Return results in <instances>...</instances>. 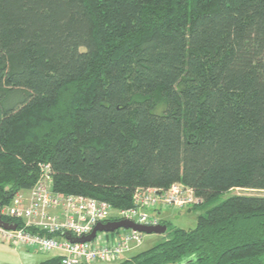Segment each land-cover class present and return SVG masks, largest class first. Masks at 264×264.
<instances>
[{"label": "trees", "instance_id": "trees-1", "mask_svg": "<svg viewBox=\"0 0 264 264\" xmlns=\"http://www.w3.org/2000/svg\"><path fill=\"white\" fill-rule=\"evenodd\" d=\"M45 166L114 210L194 189L195 226L118 264H264V194L213 204L264 190V0H0L2 206Z\"/></svg>", "mask_w": 264, "mask_h": 264}, {"label": "built area", "instance_id": "built-area-1", "mask_svg": "<svg viewBox=\"0 0 264 264\" xmlns=\"http://www.w3.org/2000/svg\"><path fill=\"white\" fill-rule=\"evenodd\" d=\"M52 179L44 174L29 190V202L24 192L16 193L4 205L1 215L16 223V229L0 226V242L29 250L56 251L63 264L113 262L143 243V232L120 228L113 232H98L93 240L73 241L66 236H89L100 223L130 220L142 225L157 226L161 217L150 213L160 207L185 209L199 202L193 188L175 182L169 188L140 187L134 195V205L114 210L112 205L92 197L64 195L52 189ZM36 230V231H33Z\"/></svg>", "mask_w": 264, "mask_h": 264}, {"label": "rangeland", "instance_id": "rangeland-1", "mask_svg": "<svg viewBox=\"0 0 264 264\" xmlns=\"http://www.w3.org/2000/svg\"><path fill=\"white\" fill-rule=\"evenodd\" d=\"M22 192L26 193L24 195L26 196L25 198L27 199V203H28L29 199H30L29 198V196H30L29 190H27V191L23 190ZM237 194H241V195H263L264 190L250 189V188H233L227 192H224L222 195H220L216 200H214L213 204H217V203L227 199L228 197H231V196L237 195ZM164 209H162V210H164V213L166 215H171L169 217L171 225L167 231V232H169L171 230V227L191 228V227L195 226L197 215H199L201 212H203L205 208L194 209L191 211H190V207H187L185 209H176L173 207H164ZM161 219L165 220L163 218H161ZM167 232L165 234H145L144 233V235H143L144 240H143L142 245L134 248L131 252H128L127 254L123 255L117 261L94 262L91 264H118L124 260L129 259L133 255H135L141 251L147 250V249L153 247L154 245L162 242L165 239V237L167 236ZM57 254L58 253L56 251L41 252V251L29 250V249L24 248V247L18 248V247L9 245L7 243L0 242V264H41L43 261L49 260L51 258H55L57 256Z\"/></svg>", "mask_w": 264, "mask_h": 264}, {"label": "water", "instance_id": "water-1", "mask_svg": "<svg viewBox=\"0 0 264 264\" xmlns=\"http://www.w3.org/2000/svg\"><path fill=\"white\" fill-rule=\"evenodd\" d=\"M2 210V203H0V226H3L7 229H16L17 224L16 223H10L5 220H3L1 215ZM125 228V229H133L140 232H143L145 234H165L167 232V225L159 224L157 226H147L142 225L130 220H119V221H111L108 223H100L98 224L92 234L86 237L82 238H75L72 237L69 233L66 234L67 237H69L73 241H89L93 240L96 237V234L98 232H113L117 229Z\"/></svg>", "mask_w": 264, "mask_h": 264}, {"label": "crops", "instance_id": "crops-1", "mask_svg": "<svg viewBox=\"0 0 264 264\" xmlns=\"http://www.w3.org/2000/svg\"><path fill=\"white\" fill-rule=\"evenodd\" d=\"M153 214H158L159 216H161V218H163V219H165V220H169V217L171 216V215H166L165 213H164V210H158L157 211V213H155V212H153ZM170 221V220H169Z\"/></svg>", "mask_w": 264, "mask_h": 264}, {"label": "bare ground", "instance_id": "bare-ground-1", "mask_svg": "<svg viewBox=\"0 0 264 264\" xmlns=\"http://www.w3.org/2000/svg\"><path fill=\"white\" fill-rule=\"evenodd\" d=\"M44 173L47 174L49 177L51 176V175H50V171H49V166H45V168H44ZM21 192H22V191H21ZM2 207H3V206H2ZM2 218H3V220H5V219H4V216H2ZM110 222H111V221H110ZM107 223H108V222H107Z\"/></svg>", "mask_w": 264, "mask_h": 264}]
</instances>
